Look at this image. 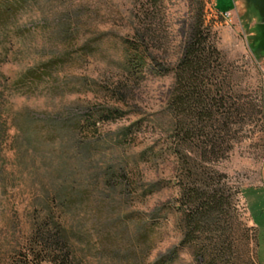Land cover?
I'll return each mask as SVG.
<instances>
[{
    "label": "rangeland",
    "instance_id": "374dc122",
    "mask_svg": "<svg viewBox=\"0 0 264 264\" xmlns=\"http://www.w3.org/2000/svg\"><path fill=\"white\" fill-rule=\"evenodd\" d=\"M199 17L209 62L194 114V97L178 108L172 98L187 89L176 87L174 74ZM263 23L264 6L254 0H34L0 29L5 105L51 118L73 112L60 124L71 150L38 153L30 167L17 161L9 124L0 264L36 215L37 195L27 185L82 191L76 206L63 209L78 264H200L194 244L182 243L183 210L195 191L212 209L197 233L201 245L221 264H264ZM139 33L156 60L129 77L124 41ZM51 61L30 91L15 86Z\"/></svg>",
    "mask_w": 264,
    "mask_h": 264
},
{
    "label": "trees",
    "instance_id": "16d2710c",
    "mask_svg": "<svg viewBox=\"0 0 264 264\" xmlns=\"http://www.w3.org/2000/svg\"><path fill=\"white\" fill-rule=\"evenodd\" d=\"M33 1L0 0V29L5 28L4 30H6L11 22L15 20L18 13L30 6ZM255 2L262 3V7L264 6V0H254ZM66 21L62 22H77V19L74 17V19ZM204 32V18L199 17L192 38L186 45L181 63L176 68L174 74L176 87L187 88L180 95H174L172 98L174 107L187 106L190 97H194L195 99H192V101L194 100L195 105H191L190 107L194 114L198 113L196 106L203 104L201 95L205 89L203 87V78L200 74L205 72L209 62V58L206 55L208 49L203 45L206 40L204 38L206 37ZM124 43V68L128 72L129 77L130 75H134L133 73L150 70V65H152L156 58L148 51L145 34L139 33L134 42L125 39ZM51 62L44 64L42 67L28 69L15 81V86L19 87L22 85L30 91L33 85L36 84L37 79L44 77L47 74L46 71L52 65L54 66V61ZM152 70L155 73L162 74L169 69L162 72L155 71L156 68ZM191 87L198 88V90L194 89L190 91ZM116 110L118 111L119 109L116 108ZM72 113V111L67 115L59 113L57 116L51 118L50 115L40 116L30 109L13 111V109H9L5 105V101L3 102L0 99V160L3 158L4 147L7 144L9 124L14 125L17 131L12 141L17 161L21 166L30 167V162L36 161V158L39 156L38 153L40 154L43 151H49L60 157L66 156V153L71 148L65 143L60 124L67 121L65 117L69 119ZM110 113L106 115H104L105 113L102 114L110 119L113 116ZM81 129V123L78 121L73 131L78 133ZM80 151L81 149L77 147L76 155ZM63 160L61 158V162ZM61 162L58 165L60 168L64 167L65 164ZM32 168L35 169L33 166ZM2 171L0 169V174ZM38 186L27 185L29 194L32 196L37 195V198L30 204V206L33 205V208H35L36 215L31 220L29 232L21 239L18 238L15 245L13 247L11 246L12 249L8 250L10 255L7 264H41L44 261H51L54 264H78L76 262V255L72 249V241L67 235L63 209L68 205L76 206L82 191L73 189L70 192L65 185ZM203 197V195L195 191L192 199H189L187 207L183 210L186 224L182 243L194 244L196 257H201L200 264H221L219 254L213 253L214 251H209V248L201 245L198 239L200 237L197 233L204 234L203 223L209 218V213L212 210L207 206V202H203ZM48 199L54 202V208L49 206ZM57 209L59 211L58 214L56 212ZM5 226L9 231V222ZM1 240L2 242L4 241V236H1ZM155 264L165 263L162 260H158Z\"/></svg>",
    "mask_w": 264,
    "mask_h": 264
},
{
    "label": "built area",
    "instance_id": "2783aa9c",
    "mask_svg": "<svg viewBox=\"0 0 264 264\" xmlns=\"http://www.w3.org/2000/svg\"><path fill=\"white\" fill-rule=\"evenodd\" d=\"M224 14H225V15H229V13H228V12H225Z\"/></svg>",
    "mask_w": 264,
    "mask_h": 264
}]
</instances>
